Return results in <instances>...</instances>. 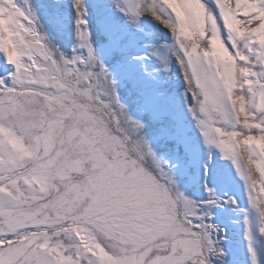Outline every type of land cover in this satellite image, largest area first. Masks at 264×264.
Segmentation results:
<instances>
[{"label": "snow or ice", "instance_id": "snow-or-ice-1", "mask_svg": "<svg viewBox=\"0 0 264 264\" xmlns=\"http://www.w3.org/2000/svg\"><path fill=\"white\" fill-rule=\"evenodd\" d=\"M212 2L219 16L200 0L220 29L226 15L240 21L230 37L234 53L229 49L237 57L240 75L227 90L219 70L203 60L189 63L181 40L182 24L165 0H124L120 10L132 17L149 12L172 31L186 57L181 63L196 97L192 111L203 135L209 146L236 162L248 183L252 207L264 218V103H260L264 99V0H231L230 9L219 0ZM74 7L86 60L53 53L34 20L14 0H0L23 59V65L9 63L7 41L0 46L15 68L12 87L0 78V126L7 129L0 136V156L7 150L6 135L30 132L27 121L37 103L19 94L21 76H28L19 69L34 73L33 60L37 66L45 64L49 74L64 81L65 91L58 99H73L72 105L57 109L71 117L63 130L55 126L63 141L59 151L46 158H16L14 164L0 165V264H210L211 255H224L212 238L217 230L203 222L197 205L173 193L171 179L157 171L161 166L148 146L134 138L141 126L125 114L114 83L99 65L86 30L83 0H74ZM160 9H167L174 19H162ZM81 64L95 71H82ZM80 87L83 93L78 92ZM77 94L94 102L96 116L89 132H77L83 114L74 99ZM229 95L243 97V111L240 105L233 106ZM37 173L48 181L49 195L42 204L36 202L39 193L21 187L23 178ZM25 199L31 206H23ZM13 211L19 215L13 217ZM162 236L169 238L167 244L154 243ZM97 247L107 255H93Z\"/></svg>", "mask_w": 264, "mask_h": 264}, {"label": "rangeland", "instance_id": "rangeland-1", "mask_svg": "<svg viewBox=\"0 0 264 264\" xmlns=\"http://www.w3.org/2000/svg\"><path fill=\"white\" fill-rule=\"evenodd\" d=\"M211 1L204 0L214 10L215 5ZM14 2L34 20L35 27L49 50L68 60H75L77 57L87 59V49L81 47L78 36L74 0ZM123 2L124 0H83V5L86 30L99 65L114 83L116 97L125 114L141 126L140 132L133 134L134 138L142 140L148 146L155 161L161 166L157 171H162L171 179L173 193L197 205L204 217L203 222L217 230L212 238L224 255H211L210 264H264V233L261 232L264 218L252 207L248 183L240 175L236 162L225 158L219 148L209 146L203 135L199 120L192 111L196 107V97L181 63L186 59L182 49L165 24L149 12H144L139 17L126 15L120 10ZM219 2L230 9L231 0ZM203 7L206 12H202L201 22L196 21L198 26L182 28L181 40L182 45L186 46L183 50L189 63L191 64L192 59L208 63L210 57L215 55L212 45L219 40L220 47L231 57L228 60L219 54L224 63L235 65V58L229 52V49L233 53L235 51L230 37L237 30L240 21L230 16L232 28L229 30L226 27L227 31L221 22L220 29L216 18L212 15L209 17L208 9L204 5ZM173 10L185 13L180 2L175 3ZM216 11L219 16L217 7ZM160 14L162 19H174L162 15L161 9ZM5 41L9 63L23 65L14 42V33L8 27L6 11L0 9V46L5 45ZM240 47L243 49L242 42ZM9 63L6 54L0 51V78H5L8 86L12 87L11 76L15 68ZM32 63L34 73L26 67L18 70L28 73L27 78L21 76L22 91L19 94L37 101L32 108L33 118L27 121L30 132L5 136L7 150L5 155L0 156V165L14 164L16 158L24 161L46 158L63 147L55 126L63 130L71 117L57 109L72 105L73 99L66 97L60 101L58 98L65 91L64 81L49 74L45 64L37 66L35 60ZM80 67L82 71H95L89 65L81 64ZM215 69L219 70L216 64ZM255 70L261 71L259 67ZM238 72L240 73V69ZM222 79L226 78L222 76ZM247 84L254 87L252 80H248ZM84 91L83 87L78 89L79 93ZM74 99L83 110L82 123L77 132H89L90 121L96 116L94 102L79 94ZM103 102L107 100L100 103ZM260 103H264V99ZM232 104L234 107L240 105L243 111L242 96L233 98ZM60 117L62 119H58ZM6 132L7 129L0 126V136ZM148 170L152 171V168ZM47 183L37 173L31 179L23 178L21 187L39 193L36 202L42 204L49 195ZM31 204L27 199L23 202L24 207ZM12 215L17 217L19 214L13 211ZM14 222L22 223V220ZM168 240V237L162 236L154 243L167 244ZM93 255L99 257L107 254L97 247Z\"/></svg>", "mask_w": 264, "mask_h": 264}, {"label": "bare ground", "instance_id": "bare-ground-1", "mask_svg": "<svg viewBox=\"0 0 264 264\" xmlns=\"http://www.w3.org/2000/svg\"><path fill=\"white\" fill-rule=\"evenodd\" d=\"M165 2L168 4L169 7L172 8L173 10V6H175V3L176 2H180L181 4H183V10L185 11V13H177L173 10V12L176 14V18L178 21L181 22L182 24V28L183 29H188L189 27H193L195 25H197V20H199L201 22L202 20V12L204 11V7H203V4L200 3L199 0H165ZM212 2V1H211ZM214 12H217L216 11V6H214ZM162 11V15L165 14V15H168L169 17L171 18H174L171 16L170 12L167 10V9H161ZM206 12V11H204ZM208 12V15L210 17V14H209V11ZM205 14V13H204ZM213 17V16H212ZM204 18V17H203ZM205 19V18H204ZM213 19V18H212ZM207 20V19H206ZM208 20L210 21V19L208 18ZM231 18L229 15H226L224 17V23H225V28H229V30L232 28V23H231ZM210 23V22H209ZM201 24V23H200ZM211 24V23H210ZM235 25V24H234ZM198 26V25H197ZM196 28V27H194ZM214 28V27H213ZM182 29V30H183ZM226 30V29H225ZM212 31V30H211ZM235 32V31H234ZM189 33V32H188ZM231 33V32H230ZM192 34V33H191ZM200 34V33H199ZM186 35V34H185ZM230 35V34H229ZM194 38V37H193ZM210 38V37H209ZM219 38V37H217ZM192 39V38H191ZM211 39V38H210ZM221 39V38H220ZM204 40V39H202ZM207 40V39H206ZM201 41V40H200ZM194 42V40H193ZM198 42V41H197ZM202 42V41H201ZM192 43V42H191ZM195 43V42H194ZM220 43L219 40H217L214 44L215 45H212L213 48H214V54L213 56L210 57V59L208 60V65L212 68H215V64L218 65V68L219 70L221 71L222 73V76H224L226 79H222V82L224 83V86H225V90H227L228 87H232L234 86L237 82H238V78H239V75L240 73L238 72L239 70V67L237 65V57H234L235 58V65H233L232 63L230 65H227L226 63H224L225 61L221 58V56H225L228 60L230 59L231 60V57L230 55H228L224 49L222 47H220V45L218 44ZM221 44V43H220ZM196 45V44H194ZM193 45V47H194ZM207 46V45H206ZM222 46V45H221ZM192 47V46H191ZM196 48V47H195ZM208 48V47H207ZM212 48V47H211ZM191 50V49H190ZM202 50V49H201ZM200 50V51H201ZM207 50V49H205ZM212 49H210L211 51ZM206 52V51H205ZM198 53V52H197ZM201 53V52H200ZM199 53V54H200ZM205 54V53H204ZM221 56H220V55ZM200 56V55H199ZM206 56V54H205ZM203 58V57H202ZM209 58V57H208ZM226 59V60H227ZM233 59V58H232ZM205 61V60H204ZM224 72H223V71ZM226 73V74H224ZM229 101L232 103V99L233 97L231 95H229L228 97ZM235 105V104H234Z\"/></svg>", "mask_w": 264, "mask_h": 264}]
</instances>
